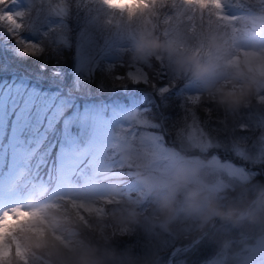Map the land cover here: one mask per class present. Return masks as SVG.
<instances>
[{
	"label": "rangeland",
	"instance_id": "rangeland-1",
	"mask_svg": "<svg viewBox=\"0 0 264 264\" xmlns=\"http://www.w3.org/2000/svg\"><path fill=\"white\" fill-rule=\"evenodd\" d=\"M4 1L0 0V2ZM29 1L33 3L32 8L38 2L40 6L30 12L29 10L28 12H24L23 8L20 9V5L16 1H14L15 5H13L11 10L5 9L9 7L8 5H3L4 8L0 11V28L4 27L7 34L11 31V35L13 36L21 35L20 38L22 40L34 41L42 49V52H47L55 60H63L68 54L72 57L74 56L78 66L85 65L84 68L82 66L80 69L77 67V71L79 69V74H82V76L83 70L88 67L86 59L92 56L95 60L91 68L99 69L104 73V76L109 75L111 79L117 81V86L123 87L124 90L125 88H130L128 86H133L131 88H134V86L140 84H134L130 81H119L115 78L117 74L123 75L127 70L126 68L119 67L121 63L129 70L133 68L145 69L146 78L150 79L152 75L155 83L160 80L157 74L161 72V66L171 76L176 78L175 83L182 80L179 78L180 74L188 75V92L186 91V93L198 96L200 102L209 100L210 97L221 99V93L224 89L234 92L245 91L246 84L237 82L236 80L230 81L224 73L227 65H235V63L237 65V62L231 58L232 54H238L237 57L241 56L242 61L245 53H242L240 47L237 46L236 40H238L239 34L234 26V16L228 14L224 6L220 5L221 0H148V5L146 6L148 10L142 8L139 0H136L131 5L124 6L116 3L115 0H100L97 3V8L90 5L88 0H74L75 19L73 20L78 28L75 31L66 32V28L64 27V34L60 38H57L53 34L58 27H55L52 19L48 18V14L50 12L52 14L53 10L51 2L49 0ZM204 3L206 6L212 5L213 9H210L216 16L211 13L202 16L201 10L204 8ZM6 11L15 15L22 25L21 28L13 30L10 27L8 18L4 16ZM127 11L138 12L141 21L139 30L142 33L138 34V36L142 37L145 32L150 33L151 29H153L157 35V39L168 46L164 53H151L149 61L144 63L142 58L136 57L135 54L129 51L132 47L131 42L133 43L136 39L133 38V41H130L127 34L129 29L136 24H131V21L123 19L121 20L122 25L119 24L117 27H112L109 24L110 19L103 17L106 14L124 13ZM149 11L155 15V21L147 16ZM21 12H23V17L24 15L27 16L26 19L20 18L19 13ZM208 15L215 17V20ZM69 17L71 19L72 15H69ZM197 19L215 22L214 26H210V23L206 22L204 28L207 31L204 38L199 34ZM148 24H151V26L149 27ZM97 25L104 30L103 32H107L108 35L101 34L102 31H96ZM27 33L34 34L35 37L45 36L46 39L43 38V42L40 39L34 40L26 37ZM31 36L33 37V35ZM5 44L6 41L3 40V49L5 48ZM21 46L22 48L25 47L23 42ZM116 49L125 52L124 59L117 57ZM197 49H203V52L199 56L196 54ZM134 53H136L135 50ZM190 56H195L199 63L210 66V70L203 74H198L196 65L187 61V58ZM170 59L175 64L172 67H170ZM175 62H178L179 65ZM8 65H10L9 62ZM243 65L254 77L258 76V79L260 77L264 78V72L258 66L254 64L249 65L246 62ZM112 66H116L115 71H113ZM197 80H200V83ZM254 83L258 84V81ZM193 84L199 86L201 89L208 86L211 89L205 93L195 92L191 90ZM162 86L163 84L160 87ZM50 87L57 89L60 93L54 96L53 94L51 96L37 94L34 89L24 87H17L13 91L7 92L6 84L0 81V173L3 166L11 163V167L6 173L7 175L9 174V177H0V207L2 208L0 211V225L5 229L2 238H0V243L6 245V248L0 249V261L1 259H5L10 261L9 264H33V260L37 264H41L36 258L38 257L37 253H33L32 255L26 254V250L30 249V237L32 236L22 235L25 231H33L37 234V239L38 237H41L43 240L48 238L51 243L59 245L67 253L86 246L90 248L91 243L89 241L83 243L77 235H72L68 232V228L71 227L73 229V225L71 224L82 221L90 229L91 225H93L91 223L93 219L98 221V219L104 220L105 216H115L113 213L114 207L108 211L107 206H112V204H117L118 202H126L133 207L132 202L134 200L132 199L139 194L147 192L146 184L156 187L158 189L157 194L159 192H166L169 196L167 198H171L173 194L181 189H179V184L181 183L182 185V181L185 179L186 183H183L186 189V194L183 198L187 200L186 207H184L185 214L191 213L194 210L196 217L200 220V226H203V221H205L204 218L206 217H208V222L214 220L213 216L217 213L218 209V206L214 207L213 201L218 198L214 194L218 189L226 188L228 185V183H225L224 176L227 170L218 161L210 160L207 162L206 160L205 163L207 162V164L203 167L201 174L195 171L194 174L197 177H193L192 174L191 177L185 178L184 174L181 175L180 170L183 168L182 171H184L186 168L184 165H179V155L172 149L169 152V160L165 162L166 166L162 168L165 171L161 169L164 174V185L161 181L157 182L155 179L145 176L123 178L121 177L122 174L131 173L130 168L133 171L140 167L152 165L149 162L151 156L144 155L147 149L141 148L139 144L136 145L138 142H134L128 138L127 134L123 131L115 135L111 129L112 125L117 121L116 115L123 119L120 124L125 122L130 123L128 116L133 111H121L119 108V110H115L116 114L112 113V111L105 114L103 112L98 113L95 107H90L89 109L82 107L80 108L81 110L76 111L77 106L72 102L69 103L68 100L72 96L81 99L83 95H73L68 86L64 87L56 82H53ZM62 87L64 89H61ZM215 88L217 89L214 90ZM251 91L257 103H264V92L259 93L257 91L254 93L253 90ZM138 92L141 91L138 90ZM64 93L66 94L62 95ZM60 97L61 103L58 101ZM244 99H248L247 94ZM65 106H67V113H65ZM103 108L105 110L108 109L106 105H103ZM258 109H260L258 116L250 113L249 117L246 118V122L243 125L246 126V130H241V126H239L235 141L244 146L245 152L243 156H239L232 149L230 152L232 156L237 157V160L244 157L249 162L254 163L260 161L264 156L262 155L264 153L262 142L260 139L255 141L256 136L264 128V109L260 105H258ZM156 115H158V109L154 108L149 116L159 119V116L157 117ZM46 132L49 135L47 147L59 144V147H57L58 163L56 168L58 182L49 202L54 205L52 207L54 209L50 214L49 210L51 207L46 208L49 203L35 207L26 203L24 199L21 200L16 193L13 195L15 197H12V192L8 194V191H6L7 187L16 178H27L23 180V184L31 191L36 193L43 191L44 185L41 178H46V170L43 166H39L37 159L39 157L45 158V152L38 153L39 148L43 144L41 140L37 144H34L32 135L39 134L41 136ZM166 132L168 133L167 130ZM118 134L122 136L120 141L117 139ZM168 137L171 138V135L169 134ZM48 155H50L49 152ZM127 157L132 162H136L137 159L139 160L135 165L129 162V165H131L129 168V165L126 163ZM179 161H182V159ZM198 162L196 167L200 168L204 163L202 161ZM118 164L123 165V172L119 170V167H114ZM103 165L104 167L102 168ZM167 171L168 174L166 173ZM214 171H218V178L213 177L212 172ZM74 173H81L79 180L82 183L78 186L76 185V187H74L73 183L75 179L72 178V174ZM99 173L102 175L101 179L98 182H93L94 177ZM245 173L232 171L230 173L232 178L230 179L235 185L246 183L250 179V175H246ZM221 178H223V182L220 181ZM29 180L33 182H29ZM114 180L120 182L121 185L123 181L128 191V185L134 183L139 193L129 195L128 199L118 195L107 199L105 197L97 199L87 197V194L92 192L93 188ZM172 183L175 185H171ZM187 183H194V185ZM56 195L72 200L64 201L63 198V204L60 205V201H57ZM262 198L263 196L259 199ZM81 200H85L86 202L91 201L96 205V209H92V214L84 216V212L87 210L80 206L79 202ZM22 213H27L28 215L21 219ZM11 220H15V222H10ZM260 220L261 218L256 219V221ZM63 224H66L65 229L63 228ZM128 228L129 226H126L125 232ZM159 230H161L162 234H165L160 240L161 244L170 247L174 241L176 231H169L161 224H150L149 233L151 235L159 234ZM252 234L256 235L247 236L243 240L241 247L238 248V252L236 251V255H230L226 249V252L217 255V257L207 264H262L264 262V229ZM177 246H180V244L175 245V247ZM38 248L45 251L48 255L46 247ZM172 250L173 247L165 251V253L157 255L153 259V263L166 264L168 254ZM166 254L167 256L165 257ZM178 254L179 252L176 255ZM228 255L230 258L227 257ZM48 261L50 259L45 257L43 263L48 264Z\"/></svg>",
	"mask_w": 264,
	"mask_h": 264
},
{
	"label": "trees",
	"instance_id": "trees-1",
	"mask_svg": "<svg viewBox=\"0 0 264 264\" xmlns=\"http://www.w3.org/2000/svg\"><path fill=\"white\" fill-rule=\"evenodd\" d=\"M20 1L25 6V12H28V10L30 12L40 6V3L38 2L37 5H34V8H32L33 3L31 1ZM49 1L53 5V10L52 14L51 12L48 14V17L53 20L55 27H58L53 34L57 38H60V36L62 37L64 34V27L66 28V32L75 31L78 27L77 24H74L73 20L75 19L74 0ZM98 1L100 2V0H88V3L93 5L94 8H97ZM13 3L14 0L13 2L12 0L0 2V11L3 10L5 5L9 6L5 9L11 10ZM147 3L148 0H140L139 2L142 8L148 10L146 7L148 5ZM227 4L230 7H235V11L238 10L240 12L236 21L238 27L237 32L240 35L242 30H244V32L246 30L248 31L247 35H240L242 38L249 39V37L256 32H261L260 35H264V0H230L227 1ZM210 8H212V6L203 8L201 10L202 16L210 13L216 16L213 11L208 10ZM69 15H72L71 19ZM147 16L155 21L156 17L152 12L149 11ZM26 17L27 16L24 15L23 19H26ZM103 17L110 19L109 24L112 27H117L119 24L122 25L121 20L123 19L131 21V24L135 23L136 25L132 26L127 34L129 35L128 38L130 41H133V38L136 39L133 43L131 42L132 47L129 51L135 54L136 57L142 58L144 63L149 61L151 53L137 55V49L143 41L157 38V35L153 29H151L150 33L145 32L142 37L138 36V34H142L139 30L141 21L138 12H119L116 14H106ZM209 17L215 20V17ZM206 22L208 21L205 19H197L199 34L203 38L207 31L204 28ZM208 23H210V26L215 25V22ZM148 26L150 27L151 24H148ZM210 26L209 28H211ZM97 27L98 28H95L96 31H102L101 34L108 35L107 32H103L104 30L99 25H97ZM0 35V80L3 79L6 82H11V80H15L16 77H18L21 81L28 85H32V80H25L22 78L21 72L23 71L24 74L29 75L30 78L36 79L48 86L53 82L60 83L64 87L68 86L72 94L87 97V99H80V101H78L79 107L84 103H93L97 106L103 99L106 100L108 98L110 99V103H113L112 101L124 103L130 102L131 97H127L126 93L121 92L123 87L121 88V86H117L116 80L111 79L109 75L104 76V73L97 68H91L95 60L92 56L86 59L88 67L83 70L82 76V74H79V69L81 66L84 68L85 65L78 66L74 56L72 57L68 54L63 60H55L47 54V52H41L39 55L29 56L22 50V42L20 41L21 35L13 36L10 33L7 34L4 27L0 28ZM31 35H33V37ZM26 37L34 40L40 39L42 42L44 41L42 40L43 38L46 39L45 36L35 37L34 34L31 33H27ZM3 40L6 41L4 49L2 48ZM134 50L136 53H134ZM115 52L119 59H124V56L126 55L125 52H122L120 49H116ZM202 52L203 49L196 50L198 56ZM8 62L10 65H8ZM175 63L179 65L178 62ZM174 65V62L172 63V60L170 59V67ZM77 67H79L78 71ZM225 68L224 73L226 77L229 76V78L249 86V89L246 91L248 99H243L238 105H233L226 101H222L220 98L210 97L209 100L201 101L200 107L197 109V114L209 130H215L213 131L214 136H219L230 149H233L232 142H236L235 139H237L236 137L239 126L245 124L246 118L249 117L250 113L255 116L259 115L260 109H258V105L264 109V103H257L253 98L251 91L253 90L254 93L257 91L259 93L264 92V78L260 77V79H258V76L254 77V75L245 69L243 64H231L227 65ZM12 71H15V73L17 72L15 75L16 77L13 76V73H11ZM184 75L185 74H180L179 78L182 80L176 82L175 88H173L172 92L168 94V99L166 101L167 107L164 109V111L170 116V119L164 122L165 129L171 135V138L168 137L170 141L174 138L175 127L178 126L179 118L181 116L180 100L183 94L186 93V91L188 92L187 82L189 76ZM151 78L153 79L152 75L150 79ZM197 81L200 83V80ZM255 81H258V84H255ZM163 83H168V80L165 79L163 82L158 80L156 82L159 87ZM128 87L131 88L133 86ZM199 88V86L194 84L191 86V90L193 91H199L201 89ZM210 89L211 87L208 86L201 90L205 92ZM135 90H141L143 99L146 100V103L142 105V109L147 107L149 109L148 115H150V112L154 109L152 105L158 103L154 99V90L151 87H145L144 84L134 86L130 92L132 98L137 96ZM63 95H65V93ZM77 99L78 98L76 97L74 103L77 102ZM148 100L149 102H147ZM69 101H71V99H69ZM208 110H210V115L206 114V111ZM156 116L158 117L159 114ZM263 136L264 128L261 129L260 133L256 136L255 141L260 139L264 146ZM173 150L179 155V165H184L186 168L184 171H182L183 168L180 170L181 175L184 174L185 178H189V176L191 177L192 174L193 177H197L194 172L198 171L201 174L203 167L208 161H210L204 156H188L189 153L187 152ZM230 151L227 155L224 151H221L220 154L222 158L231 160L236 165L245 169V174L250 175L251 180L249 179L246 183H238L235 185L231 179L225 178V183H228L227 187L218 189L214 194L215 197H218L217 200L213 201L214 207L218 206V209L217 213L213 216V219L219 214L233 216V218L227 216L220 217L215 225L197 241L201 242L198 246L179 252L178 255L174 256L175 259H173L172 264H207L213 258L217 257V255L226 252V249L230 255H236L239 250L238 248L241 247L243 240L247 236L256 235L252 233H257L264 229V195L262 199L253 203L251 208L244 212L242 216L238 218L234 217L239 215V210L247 207L264 189V163L261 162V160L264 159V156L260 161L252 163L244 157L237 160V157L232 156ZM180 159H182V161H179ZM138 160L139 159H137V161ZM206 160L207 162L205 163ZM137 161L132 162V164H137ZM198 161L204 163L200 168L196 167V164L199 163ZM193 167L195 168L193 169ZM147 168L148 170H139L142 169L140 167L134 171L137 175H146L145 177L153 178L157 182L161 181L163 185L165 184L163 181L164 174L162 168V170L160 169L159 171L155 170L153 165L147 166ZM166 173L168 174V171ZM255 173L259 174L256 175ZM212 175H214V178L219 177L217 176L218 171L212 172ZM222 180L223 178L220 179V181ZM182 182L186 183L185 179H183ZM183 183L182 185L181 183L179 184V189H181L173 194L171 198H167L169 196L166 192H159L157 194L158 189L153 185H149L147 186V192L145 194H139L132 199L134 200V202H132L133 207L126 202H118L117 204H112V206H107L108 211L112 210L114 207L113 213L115 216H105L104 220L98 219V221L93 219L91 221L93 225H91L92 227L90 229L87 226L82 227L73 222L71 224L73 225V229L71 227L68 228V232L72 235H77L83 243L89 241L91 246L89 245L90 248L86 246L81 249H74L73 252L69 251L68 253H86L90 256L93 264H158L157 262L153 263V259L156 258L157 255L163 254L165 251L171 249L173 244H187L201 232L208 230L212 224V222H208V217H206L204 218L205 221H203V226H200V220L196 217V212L194 210L191 213L185 214L184 207H186L187 200L183 198L186 194V189L184 188ZM187 184L194 185V183ZM171 185L174 186L175 184L172 183ZM134 194L135 193L133 192L129 193V195ZM129 195H123L122 197L128 199ZM144 210L146 211L142 212ZM49 211L50 214L52 210ZM257 218H261V220L256 221ZM151 223L164 225V228L169 231H176V234L174 235L175 238L173 236L174 241L170 247L161 244L160 240L165 236V234L161 233V230H159V234L157 235H151L149 233V226ZM126 226H129V228L125 232ZM65 227L66 224H63L64 229ZM22 235L32 236L30 237V249L26 250L27 255L37 253L38 257L36 258L41 264H45L43 263L45 257L50 259L48 264H60V261L54 260L53 257L47 255L45 251H42L35 246L33 242L34 239L43 240L41 237H38L37 239L36 233L33 231H25ZM183 236H185V238H183ZM44 241L51 242L48 238ZM166 256L167 254L165 257ZM227 257L230 258L229 255ZM0 262L3 264L10 263L9 260L5 259H1ZM32 263L37 264L33 260Z\"/></svg>",
	"mask_w": 264,
	"mask_h": 264
},
{
	"label": "snow or ice",
	"instance_id": "snow-or-ice-1",
	"mask_svg": "<svg viewBox=\"0 0 264 264\" xmlns=\"http://www.w3.org/2000/svg\"><path fill=\"white\" fill-rule=\"evenodd\" d=\"M4 16L8 18L10 27L13 30L19 29L22 25L16 19L13 13L5 12ZM20 18H23V12L19 13ZM12 34V32H9ZM25 47L22 49L26 55L35 56L42 52V49L36 45L34 41L20 40ZM115 71L116 66H112ZM121 68L127 70L123 75L117 74L115 78L119 81H130L134 84H144L145 87H151L154 90V99L158 102L152 107L158 109L159 119H154L148 115L149 109L147 107L139 109L128 116L131 123L124 127L122 131L127 134V137L138 142L139 146L147 149L144 153L145 156H151L150 163L154 169L159 171L165 167V162L169 160V152L175 149L179 152H187L193 156H204L209 160L218 161L227 171L224 176L226 179L232 178L230 173L246 171L241 166L236 165L233 161L224 159L221 156V151L227 155L232 149L220 139L219 136L213 135V130H209L205 123L200 120L197 114V109L200 107L199 97L192 93H184L180 100L181 116L179 118L178 126L175 127L174 138L170 141L168 133L165 130L164 122L170 119V116L164 111L167 107L168 94L175 88L176 78L171 76L167 70L163 69L158 75L161 82L167 79L168 83H163L162 87L157 86L154 79L146 78V70L141 68H133L129 70L123 63L119 65ZM191 86V85H189ZM210 115V110L206 111ZM241 130H246V126H241ZM235 153L243 156L245 149L244 146L232 142ZM71 155V153H69ZM264 155V153H262ZM264 163V159L261 160ZM123 171V165H116ZM131 165H129V168ZM258 175L259 173H255ZM130 176L131 173L129 172ZM129 191L136 190L134 183L128 185ZM201 242H192L187 247L189 249L198 246ZM175 250V244L172 245ZM175 259V257H171Z\"/></svg>",
	"mask_w": 264,
	"mask_h": 264
},
{
	"label": "clouds",
	"instance_id": "clouds-1",
	"mask_svg": "<svg viewBox=\"0 0 264 264\" xmlns=\"http://www.w3.org/2000/svg\"><path fill=\"white\" fill-rule=\"evenodd\" d=\"M115 2L120 4L121 6H124V5H131L132 3H135L136 0H115ZM167 48L168 46L164 42L160 41L157 38H153L150 40H145L139 45L137 49V55L163 52ZM187 61L192 62L196 65V70L198 74H203L210 70V66L199 63L195 56L188 57ZM248 87L249 86H246L245 91H240V92H234L232 90L224 89L222 90L221 99L222 101H226L233 105H238L243 101ZM26 215L28 214L22 213L21 219H23V217ZM10 222L14 223L15 220H11ZM4 230H5L4 227L0 225V238H2ZM33 242L37 247L46 246L48 250V255L53 257L54 260L60 261V264H93L90 256L86 253L69 254L65 250H63L59 245H55L51 242L44 240H35V239ZM0 264H2V262H0Z\"/></svg>",
	"mask_w": 264,
	"mask_h": 264
},
{
	"label": "bare ground",
	"instance_id": "bare-ground-1",
	"mask_svg": "<svg viewBox=\"0 0 264 264\" xmlns=\"http://www.w3.org/2000/svg\"><path fill=\"white\" fill-rule=\"evenodd\" d=\"M240 58H242V57H240ZM243 60L249 65L250 64H254V65L258 66V68H261V70L264 72V56L263 55L255 54V53H246ZM52 163L57 164L58 162L56 160H53ZM39 166H42V165L40 164ZM10 167H11V163L8 164V168L9 169H10ZM29 182H33V181L29 180ZM69 200H70V198H68V201ZM49 204H50L51 208L54 206L52 203H49ZM79 204H80V206L83 209L87 210V211L84 212V216L92 214V211H93L92 209H96V205L93 204L91 201L86 202L85 200H81L79 202ZM41 205H43V203L42 202H38L34 206L36 207V206H41ZM145 211L146 210H144L142 212H145ZM76 224H79L82 227H86L87 226L86 224H83L82 221L79 222V223H76ZM5 246L6 245L4 243H0V249L6 248ZM182 246H184V245L180 244V246H178V247H182Z\"/></svg>",
	"mask_w": 264,
	"mask_h": 264
},
{
	"label": "water",
	"instance_id": "water-1",
	"mask_svg": "<svg viewBox=\"0 0 264 264\" xmlns=\"http://www.w3.org/2000/svg\"><path fill=\"white\" fill-rule=\"evenodd\" d=\"M255 54H259V53H257V52H255ZM261 55V54H260ZM237 60H238V58H237ZM261 195H259V197H260ZM216 220V219H215ZM215 220H214V222H215ZM213 222V223H214ZM177 252V250H175L172 254H171V256L174 254V253H176Z\"/></svg>",
	"mask_w": 264,
	"mask_h": 264
}]
</instances>
